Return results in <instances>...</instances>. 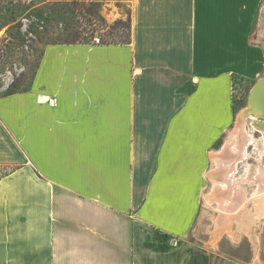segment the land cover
<instances>
[{"label": "crops", "instance_id": "obj_1", "mask_svg": "<svg viewBox=\"0 0 264 264\" xmlns=\"http://www.w3.org/2000/svg\"><path fill=\"white\" fill-rule=\"evenodd\" d=\"M52 1L128 6L131 42L49 45L30 89L0 95V264H260L194 232L235 78L264 77L263 0ZM234 151L235 196L252 160Z\"/></svg>", "mask_w": 264, "mask_h": 264}, {"label": "rangeland", "instance_id": "obj_2", "mask_svg": "<svg viewBox=\"0 0 264 264\" xmlns=\"http://www.w3.org/2000/svg\"><path fill=\"white\" fill-rule=\"evenodd\" d=\"M69 2L72 1L0 0V95L8 93L11 86L15 92H24L30 89L44 50L47 46L52 45L51 43H71L81 40V42L90 45L99 44L100 37L97 34L96 38L92 40L91 30L103 29V27L99 26V22L84 17L83 12L74 11ZM260 7V20L258 19L254 33L261 44H264V0ZM109 9L110 7L106 4L99 3L98 5V11L106 22V31L99 35L106 42L122 43L130 36V9L126 5L118 6L122 13L121 19H110L108 17ZM75 34L79 37H74ZM252 87V82L241 77L235 78V122L230 131L235 128L241 111L248 107V96ZM259 121L248 120L247 128L254 132L255 137L261 139L264 122L260 119ZM260 141L262 140H259V144H262ZM262 148L261 145L250 148L252 161L260 158L263 152ZM244 165L245 163L240 168L242 174L245 173ZM3 173L4 170L0 169V175ZM206 198L207 196L203 197L202 210L194 234L197 236L196 241L199 245L201 244L200 240L204 242L208 238L211 247L216 246L212 245V232L216 225L214 212L216 211L206 204ZM247 222L248 220L243 221L244 224ZM247 224L251 227L245 228L244 232L236 239L227 236L222 238L221 244L224 252L228 255L237 254L243 259H249L252 247L257 253L258 251L261 253L260 264H264V214L256 222L251 220Z\"/></svg>", "mask_w": 264, "mask_h": 264}, {"label": "bare ground", "instance_id": "obj_3", "mask_svg": "<svg viewBox=\"0 0 264 264\" xmlns=\"http://www.w3.org/2000/svg\"><path fill=\"white\" fill-rule=\"evenodd\" d=\"M262 114V110L256 111L254 107L242 110L238 116L235 128L230 131L227 137V145L223 152L220 154L211 153L212 159L217 166L216 170L209 174L210 179L214 183V189L210 191L206 198V204L213 211H216L214 212L216 225L212 232V245H217L225 236L236 239L244 232L245 228L249 227V224H247L249 221L256 222L264 214V137L258 139L255 137L254 132L249 131L247 128L248 120L257 121ZM259 140H262L260 141L262 144H259ZM259 145L263 147V152L258 160L250 161V172L247 177L240 180V186L238 184L237 187L239 191L234 196L230 193V181L232 179L227 177V174H229L228 169L232 167L234 162L227 161L230 160V155L234 154V148L236 149L234 152L237 155V157L235 155L236 161L239 160L242 163L244 158L246 160L249 159L250 148ZM249 183H254L255 187L251 195H248L247 190L244 188V184ZM251 210L254 212L252 213ZM247 220L248 222L244 224L243 221ZM250 238L252 239V237Z\"/></svg>", "mask_w": 264, "mask_h": 264}, {"label": "trees", "instance_id": "obj_4", "mask_svg": "<svg viewBox=\"0 0 264 264\" xmlns=\"http://www.w3.org/2000/svg\"><path fill=\"white\" fill-rule=\"evenodd\" d=\"M69 4L72 5V7L74 8V11H76V12L78 11V13L79 12H81V13L83 12L84 13L83 14L84 17H88L90 20L93 19L94 21L99 22L100 23L99 26L103 27V29H93V30H91V32H92L91 33L92 40H94L96 38V35L98 34V36L100 37L99 44H128V43L131 42V30H130L129 38L126 41L122 42V43L106 42V40H104V38L99 35L102 32L106 31L105 19L100 15V13L98 11L99 3H96V2H85V1H72V2H69ZM74 37H79V36L77 34H75ZM51 44L55 45V44H89V43L81 42V40H76L75 42H71V43H66L65 42V43H51ZM10 93H16L12 89V86L8 89V93H6V94H10Z\"/></svg>", "mask_w": 264, "mask_h": 264}, {"label": "water", "instance_id": "obj_5", "mask_svg": "<svg viewBox=\"0 0 264 264\" xmlns=\"http://www.w3.org/2000/svg\"><path fill=\"white\" fill-rule=\"evenodd\" d=\"M248 106L254 107L256 111L262 110L263 114L259 118L264 122V77L252 87L248 96Z\"/></svg>", "mask_w": 264, "mask_h": 264}]
</instances>
